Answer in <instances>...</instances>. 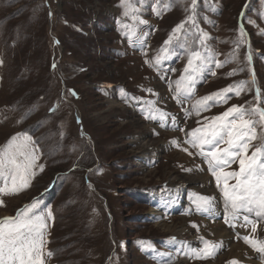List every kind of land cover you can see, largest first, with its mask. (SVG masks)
Wrapping results in <instances>:
<instances>
[{
    "label": "rangeland",
    "instance_id": "obj_1",
    "mask_svg": "<svg viewBox=\"0 0 264 264\" xmlns=\"http://www.w3.org/2000/svg\"><path fill=\"white\" fill-rule=\"evenodd\" d=\"M133 4L137 20L124 15L120 0H0V149L26 134L43 165L24 191L0 195V219L40 202L44 264H264V253L242 239L264 241V218L226 211L208 164L184 143L204 117L255 106L257 91L264 107V0H197L196 27L177 32L159 71L145 61L192 14L191 0ZM199 30L204 47L192 35ZM195 49L229 62L216 67L210 59L192 98L178 99L176 81ZM241 81L239 96L195 114L196 100ZM143 101L155 102L167 120L146 119ZM257 137L249 155L264 145L259 126ZM225 171H238V162ZM195 194L214 198L212 207L197 210ZM205 240L219 250L194 257Z\"/></svg>",
    "mask_w": 264,
    "mask_h": 264
},
{
    "label": "snow or ice",
    "instance_id": "obj_2",
    "mask_svg": "<svg viewBox=\"0 0 264 264\" xmlns=\"http://www.w3.org/2000/svg\"><path fill=\"white\" fill-rule=\"evenodd\" d=\"M120 7L124 9L125 16H129L131 12L133 14L131 18L138 19L134 14L139 9L134 6L133 0H120ZM196 7L197 0H191L192 14L173 29L172 35L164 42L157 55L151 60L145 61L150 67L159 71L162 63L174 54V49L171 48L172 39L177 32L184 28L185 24L190 23L196 27ZM139 23H146V21L139 20ZM123 27L128 28L129 25H123ZM240 34L241 37L244 36L242 27ZM192 35L198 36L199 44L204 47L206 34L199 30L198 33L194 32ZM210 59L216 67H223L224 63L229 62L214 60L211 53L205 55L199 49L190 50L181 78L176 81L178 99L181 93L186 99L192 98L195 83L207 69V62ZM248 60L251 61V55L248 56ZM211 74L215 75V72ZM235 74L234 70L228 75ZM245 84L246 82L241 81L196 100L193 104L195 114L199 116L201 111H208L217 104L227 103L231 98L229 93L239 96L241 92L245 91ZM72 94L76 95L74 91ZM132 99L140 102L136 97ZM256 100L257 104L248 109L241 105H233L217 116L204 117L203 122H197L198 127L185 132L188 138L184 143L190 148L196 149V154L208 164L209 171L215 177L217 187L223 194L226 211L232 213L234 218L240 210H246L249 213L255 212L257 217L264 218V145L255 147V150L249 155L252 141L258 138L257 126L264 129V107L260 106L258 91ZM142 103L146 105L141 109L145 112L146 119H159L162 123L167 120L168 114L156 109L155 102L143 101ZM54 110L50 109V111ZM185 111L186 115L191 114L188 110ZM254 116H258V119H252ZM172 122L175 123V117H172ZM179 130L185 131L183 128ZM31 143V137L18 133L0 149V181H3V185L0 186V195H11L24 191L30 186L31 179L36 175L34 169L39 167L40 171H43V165L36 163L39 160V156L36 155L38 149H32ZM173 143L177 142L173 141ZM177 146L179 145L177 144ZM182 150L188 155H193L188 148ZM237 162L238 171H225V168ZM221 179L224 182L223 187L220 186ZM230 179H234L235 183L229 184ZM213 199L195 194L193 203L197 210L206 211L212 207ZM0 206H3V200H0ZM51 216L52 213L48 210L47 217ZM244 222L245 226L252 224V231L256 232V224L248 216H244ZM46 227L45 215L38 200H34L31 205H26L24 209L18 210L14 217L0 219V264H44V245L46 243L44 230ZM193 227L198 226L193 225ZM242 239L257 252L264 253V241L255 240L251 236H244ZM138 243L143 244L144 242ZM203 243V249L193 250L194 257L206 259L219 250V245L213 242L205 240ZM47 254L51 255L50 252ZM229 264H238V262L233 260Z\"/></svg>",
    "mask_w": 264,
    "mask_h": 264
},
{
    "label": "bare ground",
    "instance_id": "obj_3",
    "mask_svg": "<svg viewBox=\"0 0 264 264\" xmlns=\"http://www.w3.org/2000/svg\"><path fill=\"white\" fill-rule=\"evenodd\" d=\"M144 144H146V142H144ZM144 146V145H143ZM142 146V147H143ZM147 148V146H144L142 149V151H144V153L146 154V158H150V157H153L154 155V152L153 151H149L148 149H146ZM146 149V150H145ZM157 153V152H156ZM149 156V157H148ZM157 156V155H156ZM152 159H154V157L152 158ZM175 180V179H174ZM190 180V179H189ZM184 182V181H183ZM191 183V182H190ZM172 187V186H171ZM184 191V190H183ZM178 193V192H177ZM178 202V201H177ZM158 214V213H157ZM159 216V215H158ZM165 227H167L168 229L170 228L169 226H165ZM220 229V228H219ZM220 231V230H219ZM219 233H221V232H219ZM218 234V233H217ZM227 234V233H226ZM217 236V235H216ZM222 236H223V233H222ZM220 237H221V234H220ZM224 237H226L225 236V234H224ZM224 237H222V238H224ZM227 237H228V235H227ZM228 238H230V237H228ZM218 239V238H217ZM225 239V238H224ZM168 264H185V263H183V261H181L180 259H179V261H177L176 262V260H174L173 262L171 261L170 263H168Z\"/></svg>",
    "mask_w": 264,
    "mask_h": 264
},
{
    "label": "trees",
    "instance_id": "obj_4",
    "mask_svg": "<svg viewBox=\"0 0 264 264\" xmlns=\"http://www.w3.org/2000/svg\"><path fill=\"white\" fill-rule=\"evenodd\" d=\"M175 51L180 54L181 53V48L178 47V48L175 49Z\"/></svg>",
    "mask_w": 264,
    "mask_h": 264
}]
</instances>
